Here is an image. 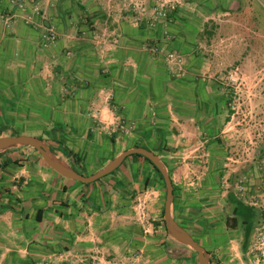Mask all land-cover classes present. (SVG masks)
Returning a JSON list of instances; mask_svg holds the SVG:
<instances>
[{
  "label": "crops",
  "instance_id": "0c3cea01",
  "mask_svg": "<svg viewBox=\"0 0 264 264\" xmlns=\"http://www.w3.org/2000/svg\"><path fill=\"white\" fill-rule=\"evenodd\" d=\"M20 1L21 8L0 0V106L5 103L9 121L0 131L20 130L25 119L38 117L45 125L39 130L68 149L77 165L94 162L95 155L98 165H106L119 146L121 152L140 147L160 159L168 156L158 151L174 138L167 120L177 104L167 101L182 100L190 112L184 101L192 95L187 87L168 90L178 81L167 77L142 43L143 31L151 32L126 19L115 24L108 18L109 26L97 27V16L89 20L96 29L87 28L74 16L72 0ZM101 31L107 36L102 43ZM17 152L0 153V264L95 253L117 264H166L140 217L128 216L130 203L154 179L146 161L127 158L110 177L79 184Z\"/></svg>",
  "mask_w": 264,
  "mask_h": 264
},
{
  "label": "rangeland",
  "instance_id": "374dc122",
  "mask_svg": "<svg viewBox=\"0 0 264 264\" xmlns=\"http://www.w3.org/2000/svg\"><path fill=\"white\" fill-rule=\"evenodd\" d=\"M72 5L78 12L74 16H80L87 28L109 26L108 18L115 24L126 19L151 32L147 36L143 31L142 43L167 77L178 81L168 90L187 87L192 95L184 101L190 112L183 110L182 100L167 101L177 104L169 108L174 113L167 120L174 138L158 151L169 153L159 159L169 169L173 218L205 250L209 264H264V0H72ZM92 16H97L94 26L89 22ZM106 37L101 31L99 42ZM2 104L0 124L5 128L8 110ZM115 118L121 126L122 118L117 113ZM24 122L20 130L8 128L1 136H42L48 147H56L39 130L45 127L42 120L32 116ZM115 150L118 156L123 147ZM16 151L18 156L41 159L31 148ZM96 157L76 166L81 174L93 175L105 166H99ZM153 172L154 179L132 199L128 216H139L144 229L150 230L162 262L198 264L194 251L167 236L166 188ZM71 258L52 257L37 264L80 263Z\"/></svg>",
  "mask_w": 264,
  "mask_h": 264
},
{
  "label": "water",
  "instance_id": "95a60500",
  "mask_svg": "<svg viewBox=\"0 0 264 264\" xmlns=\"http://www.w3.org/2000/svg\"><path fill=\"white\" fill-rule=\"evenodd\" d=\"M31 148L36 151L43 163L56 175L71 182L82 184L94 183L114 172L123 161L130 156L138 155L147 159L160 173L166 188V198L164 204L163 221L167 236L173 241L191 249L197 254L198 264H209V259L205 250L174 220L172 215L173 206V186L166 166L152 152L144 148H132L123 151L113 160L107 163L101 170L90 176H83L74 171L67 163L54 155L43 140L30 136H10L0 137V153L18 149Z\"/></svg>",
  "mask_w": 264,
  "mask_h": 264
},
{
  "label": "trees",
  "instance_id": "16d2710c",
  "mask_svg": "<svg viewBox=\"0 0 264 264\" xmlns=\"http://www.w3.org/2000/svg\"><path fill=\"white\" fill-rule=\"evenodd\" d=\"M0 132H2V131H0ZM0 137H1V134H0ZM39 139L40 140H42V138H40L39 137ZM57 145H56V147H50L49 146V148H50V150L54 153V155H56L57 156V152H59V153H61L62 155H63V157L65 158V159H67V161H68V165L74 170V171H76L77 173H79V174H81V172H80V170L76 167L77 166V159H75L74 158V155L68 150V149H66L62 144H60V143H56ZM130 157H136V158H139V159H142V160H144V161H146L151 167H152V169L154 170V171H156L157 172V174L159 175V177L162 179V176L160 175V173L158 172V170L147 160V159H145L144 157H142V156H138V155H134V156H130ZM128 158V157H127ZM126 158V159H127ZM125 159V160H126ZM41 160V159H40ZM124 160V161H125ZM123 161V162H124ZM123 164V163H122ZM121 164V165H122ZM120 165V166H121ZM116 170H118V168L116 169ZM115 170V171H116ZM114 171V172H115ZM114 172H112V173H114ZM111 173V174H112ZM82 175V174H81ZM79 184H82V183H79ZM39 220V219H38Z\"/></svg>",
  "mask_w": 264,
  "mask_h": 264
},
{
  "label": "built area",
  "instance_id": "2783aa9c",
  "mask_svg": "<svg viewBox=\"0 0 264 264\" xmlns=\"http://www.w3.org/2000/svg\"><path fill=\"white\" fill-rule=\"evenodd\" d=\"M21 7L22 4L19 5V8ZM46 41L49 43L54 41V32L52 30H50L46 36ZM78 261L80 262L79 264H117L116 262L105 259L98 253L80 256Z\"/></svg>",
  "mask_w": 264,
  "mask_h": 264
}]
</instances>
